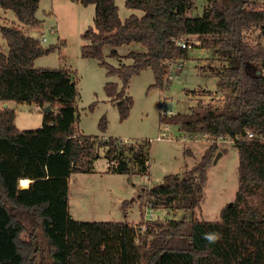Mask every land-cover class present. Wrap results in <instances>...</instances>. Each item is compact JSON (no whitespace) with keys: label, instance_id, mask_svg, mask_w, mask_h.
I'll return each instance as SVG.
<instances>
[{"label":"trees","instance_id":"trees-1","mask_svg":"<svg viewBox=\"0 0 264 264\" xmlns=\"http://www.w3.org/2000/svg\"><path fill=\"white\" fill-rule=\"evenodd\" d=\"M41 0H0L24 25L38 26ZM95 4L94 23L82 34L81 55L95 58L107 75L105 84L121 120L130 114L133 97L126 93L132 77L143 69L155 74L153 86L163 87L171 60L185 59L189 49L179 39L197 36L200 46L222 55L226 65L213 69L216 79L230 81L228 103L214 106L199 101L189 113L161 115L184 133L230 136L239 154V184L235 199L223 207L220 219L171 218L154 220L144 230L125 220H79L70 211V178L94 171L104 156L115 173L132 172L131 160L148 167L147 154L137 144L119 137L99 138L79 127V96L75 71L69 67H37L35 60L55 48L44 47L16 25L0 26V101L37 104L45 113L41 127L20 129L16 110L0 108V264H264V208L253 196L264 195V44L251 43L244 32L264 25V0H208L203 13L191 15L195 0H125L133 12L122 19L116 0H78ZM187 37V38H186ZM140 43L143 51L122 54L118 47ZM110 57L131 59L116 66ZM212 93V92H208ZM103 115L100 128H107ZM248 131L254 136L249 137ZM219 151L217 141L183 175L170 173L149 188L145 203L151 208L191 210L208 180V168ZM140 153V155H139ZM143 155V156H142ZM31 180L22 187L20 180ZM126 203V201L124 202ZM25 214L41 227L46 247L28 231ZM219 233L209 243L204 234Z\"/></svg>","mask_w":264,"mask_h":264},{"label":"rangeland","instance_id":"rangeland-1","mask_svg":"<svg viewBox=\"0 0 264 264\" xmlns=\"http://www.w3.org/2000/svg\"><path fill=\"white\" fill-rule=\"evenodd\" d=\"M116 3L123 20L133 12L139 13L128 8L125 0H116ZM207 5L208 0H195L190 14L203 13ZM36 15L41 22L31 27L22 24L12 9L6 10L0 6V26H19L28 34L40 38L44 47L55 45L53 50L39 56L35 65L49 68L65 66L75 71L81 131L98 135L99 138H122L137 144L138 151L142 147L140 153L146 152L148 156L145 170L140 166V159L138 162L133 159L130 162L132 172L115 173L108 169L110 167L105 158H99L94 171L75 173L70 180V211L74 218L86 221L125 220L142 230L154 220H219L223 207L235 199L239 184V154L232 140L217 142L219 151L212 158V165L207 170L208 180L197 194L198 205L194 209L161 207L150 210V204L145 203V194L149 188L161 183L165 175H183L188 172L214 142L210 134L187 136L175 124L168 127L161 121V115L189 113L199 101L214 106L226 105L233 94L232 82L216 79L212 74L213 69L227 64L225 58L211 49L201 47L197 36L186 37L192 43H199L188 48L187 58L169 62L170 81H166L163 87L153 86L155 74L151 68L143 69L132 77L125 92L133 97L134 102L129 116L121 120L116 103L107 100L104 88L108 81L121 83V78L117 74L107 75L106 68L97 59L81 55L84 43L81 34L94 23V6H84L78 0H41ZM244 35L253 44H264V25L247 30ZM43 37L47 40L43 41ZM0 43L5 48L1 33ZM110 49V46L104 48L108 62L116 66L131 63L130 59L110 57ZM118 49L122 54L132 49L145 50L136 42ZM10 107L16 110L15 122L19 128L36 129L42 126L46 113L42 107L16 101ZM103 115L108 119L105 130L100 128ZM103 150L99 148L100 154ZM220 151L222 153L215 160ZM251 200L264 208V195L253 196ZM21 219L27 230L34 231L42 246L46 247L41 227L25 214H22Z\"/></svg>","mask_w":264,"mask_h":264},{"label":"built area","instance_id":"built-area-1","mask_svg":"<svg viewBox=\"0 0 264 264\" xmlns=\"http://www.w3.org/2000/svg\"><path fill=\"white\" fill-rule=\"evenodd\" d=\"M45 40H47L46 39V37H43V41H45ZM177 43L178 44H181L183 47H187V48H191V47H193V46H195L196 45V43H199V41H196V43L195 42H190V41H188L187 39H179V40H177ZM195 43V44H194ZM198 45V44H197ZM187 136H194V135H196V134H199V133H185ZM202 135H209V133H203ZM211 135V134H210ZM248 136L249 137H252V136H254V133L252 132V131H248ZM186 137V136H185ZM211 137H213V141L214 140H216L217 142L219 141V140H223V141H229V140H232L233 141V139L230 137V136H227V137H224V136H220V137H218L217 139L213 136V135H211ZM188 138V137H187ZM150 210H151V207L149 208Z\"/></svg>","mask_w":264,"mask_h":264},{"label":"crops","instance_id":"crops-1","mask_svg":"<svg viewBox=\"0 0 264 264\" xmlns=\"http://www.w3.org/2000/svg\"><path fill=\"white\" fill-rule=\"evenodd\" d=\"M93 6H94V16H95V9H96V7H95V4H92ZM94 16H93V20H94ZM86 29H84V31H85ZM83 31V32H84ZM263 44V43H262ZM207 51V50H206ZM131 60V59H130ZM132 61V60H131ZM122 83V82H121ZM120 82H119V84H121ZM107 100L108 101H111V102H113V103H115L114 101H112L111 100V98L109 97V96H107ZM12 102H14V101H0V108H4V107H10V105H11V103ZM5 103H7V106H5ZM33 105H36V106H38V107H40L39 105H37V104H33ZM16 118H17V113H16ZM15 121H16V119H15ZM166 125H168V127L170 126V124H166ZM177 126V125H176ZM178 127V126H177ZM24 127H20V129H23ZM179 128V127H178ZM83 132V131H82ZM88 134V133H87ZM104 150H103V152H101V154L103 155V157H102V155L99 157V158H105L106 159V162H107V165H108V167H109V161H108V159L104 156V154H105V150H106V148H104V147H102ZM98 158V159H99ZM96 162V161H95ZM95 167H96V164L94 163V169H95ZM109 169V168H108ZM107 171H110V170H107ZM74 175V174H73ZM72 175V176H73ZM72 176H71V178H72ZM71 178H70V180H71ZM30 180V179H29ZM30 182H31V180H30ZM73 216V215H72ZM74 217V216H73Z\"/></svg>","mask_w":264,"mask_h":264},{"label":"clouds","instance_id":"clouds-1","mask_svg":"<svg viewBox=\"0 0 264 264\" xmlns=\"http://www.w3.org/2000/svg\"><path fill=\"white\" fill-rule=\"evenodd\" d=\"M212 223H215L216 221H210ZM204 239L207 240L210 244L215 243L218 239H220L219 233L216 232H209L204 234Z\"/></svg>","mask_w":264,"mask_h":264},{"label":"water","instance_id":"water-1","mask_svg":"<svg viewBox=\"0 0 264 264\" xmlns=\"http://www.w3.org/2000/svg\"><path fill=\"white\" fill-rule=\"evenodd\" d=\"M5 106H7V103H5ZM43 109H44L45 112H51V111H52V107H51V105H47V106H45ZM221 153H222L221 151L218 152V154H217L215 160L218 158V156H219ZM20 183H21V182H20ZM22 187H24V186H22ZM231 203H232V202H231Z\"/></svg>","mask_w":264,"mask_h":264},{"label":"bare ground","instance_id":"bare-ground-1","mask_svg":"<svg viewBox=\"0 0 264 264\" xmlns=\"http://www.w3.org/2000/svg\"><path fill=\"white\" fill-rule=\"evenodd\" d=\"M20 182H21V185L24 187H27L30 184L29 178H22Z\"/></svg>","mask_w":264,"mask_h":264}]
</instances>
